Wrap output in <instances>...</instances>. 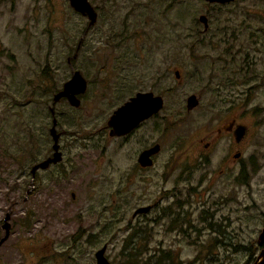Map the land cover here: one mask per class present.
Wrapping results in <instances>:
<instances>
[{"label":"rangeland","instance_id":"rangeland-1","mask_svg":"<svg viewBox=\"0 0 264 264\" xmlns=\"http://www.w3.org/2000/svg\"><path fill=\"white\" fill-rule=\"evenodd\" d=\"M107 1L84 32L67 4L35 0L30 70L23 44L22 67L0 71V264H95L103 244L110 264H250L264 226V0ZM71 69L85 89L77 106H54L60 162L32 177ZM146 91L162 98L154 118L109 136L112 111ZM231 119L247 129L238 142ZM154 141L142 168L137 152Z\"/></svg>","mask_w":264,"mask_h":264},{"label":"water","instance_id":"water-1","mask_svg":"<svg viewBox=\"0 0 264 264\" xmlns=\"http://www.w3.org/2000/svg\"><path fill=\"white\" fill-rule=\"evenodd\" d=\"M208 3L224 4L232 2L233 0H205ZM70 5L72 8L86 16L87 26H90L95 21V13L92 7L88 4L87 0H70ZM198 21L202 23L203 30L207 28V17L204 14L198 16ZM175 77H178V71L174 72ZM85 89L84 79L81 77L78 71H74L69 80H67L60 92H58L53 101L60 97H66L71 106H77L79 100L75 97L76 94L82 93ZM162 98L159 95H153L151 92H136L133 96L128 98L123 104L116 107L112 113L109 115L106 126L109 127V135H122L129 133L133 128H135L139 122L148 118L152 114L158 112L162 107ZM197 104V98L195 95L191 94L187 96L185 100L186 111L192 109ZM52 112V108L50 109ZM55 119H52V125L49 128V134L52 138V156L47 157L38 161L30 167V173L33 174L34 170L37 168H44L49 162H55L60 159V152L58 150L57 136L55 132ZM245 127L243 125H236L233 134L235 140H238L244 134ZM158 145L141 150L137 155V161L140 165H150L151 159L149 157L150 153L157 151ZM238 153H234V156ZM150 208L149 205L136 207L132 216L145 212ZM7 216L4 217L6 219ZM3 226L7 228V223L4 222ZM264 241V226L261 228L258 236L257 242L261 244ZM105 245L103 244L94 252L95 264H110L104 255ZM251 264H264V247H261Z\"/></svg>","mask_w":264,"mask_h":264},{"label":"flooded vegetation","instance_id":"flooded-vegetation-1","mask_svg":"<svg viewBox=\"0 0 264 264\" xmlns=\"http://www.w3.org/2000/svg\"><path fill=\"white\" fill-rule=\"evenodd\" d=\"M69 1L70 0H57V4H61V6L64 7V8H65V6L67 4L74 13H76L77 15H80V16H82L84 18H86V16H84L83 14L75 11L72 8V6L70 5V2ZM93 1L95 3L92 4L91 3V0H87L88 4L92 7V9H93V11L95 13V21L92 24L94 26L96 24V21L98 19V15H99L98 6H107V5H109V2L110 3H112V2L111 1H107V0H101L100 4L97 5L96 4V0H93ZM38 2L35 3V0H0V71H8L9 73L15 74V72H17V70H19V68L22 67V66L19 65L20 62L18 60V57H21L22 56V53H20V52H22V45L23 44H24V51H25L27 60L31 56L30 57V60H29V68H28V70H30L31 63H32V41H33V35H34V33H33L34 9H35V5ZM47 3H48V0H43V2H41L40 4L44 7V6H47ZM92 25H90V26H92ZM207 25H208V23H207ZM88 27L89 26H87L85 28L84 32L87 30ZM61 33L63 34V36H65L64 26H61ZM81 39H82V35L78 38V41L76 42V45L74 47V51H73L72 55L66 58V62L68 63L69 67H71L70 66V60H71V58L74 59L76 57V55H77L76 52L79 49ZM15 41H18V42L21 43L19 47L15 43H12V42H15ZM74 71H77V70H74V69H71L70 70V76H69V78L67 80L70 79V77H71V75H72V73ZM175 71H178V70L175 69L174 72ZM174 72H173V75H174ZM178 76H179V73H178ZM174 77H175V75H174ZM175 78H178V77H175ZM66 81H63L62 82V84L60 85V87L52 93L51 98H50V107H48V110H49V113L51 115V125H52V119H55L54 128H55V126L57 124V121H56V118H55V115H54L55 114L54 106H55V104L57 102H59L61 100H66L67 102H68V100H67L66 97H63V96L60 97V98H58L55 101H53V98H54V96L58 92H60L62 90V87H63V85H64V83ZM79 95H80V93L76 94L75 97L77 98ZM51 108H52V112L50 110ZM155 114H152L148 118L142 120L141 122L138 123L137 126H139L140 124H143L144 122H146V121L154 118V115ZM238 124L243 125L245 127V130H244V134L238 140H235L233 131H234L236 125H238ZM105 126H106V123H105ZM135 128H133V129H135ZM223 130L225 131V133H231L232 134V137H233V140L235 142H238V141H240V140L243 139V137L246 134V130L247 129H246V126L244 124L238 123L235 119H231L227 123V125H225L223 127ZM48 132H49V129H48ZM55 132L58 134V136H57V143H58V150L60 152L61 151V148H60L61 145H60L59 141H60V137L62 135V131H58L57 132L56 129H55ZM108 132H109V127H107V134H108ZM219 132H220V130L218 129L217 130V134ZM109 136H121V135H109ZM51 140H52V138H51ZM52 142H51V145H52ZM154 144H157L158 145V149H157V151L149 154V157L151 159V164H152L153 163V159L155 157V154L159 151V143L158 142L154 141V142H151L149 144L144 145L137 152V155H138V153L141 150L147 149V148L153 146ZM203 146L206 147L207 146V142H205L203 144ZM51 149H52V147H51ZM52 151H53V149L43 159H45L47 157H51L52 156ZM235 153H238L239 154V151H236ZM137 155H136V162H137V164L140 167L144 168V167H147V166H150L151 165V164L150 165H145V166L144 165H140L139 162L137 161ZM61 156H62V152H60V159H61ZM233 156H234V153H233ZM236 156H234V157H236ZM59 160H57L55 162H49L44 168H37V169H45V168H48L50 165H54V164H57L58 162H60ZM37 169L34 170L33 174L31 175L32 177L35 175V172L37 171ZM145 205H149L150 208H151V204H144V205H140V206H145ZM147 211H145V212H147ZM145 212H142V213H145ZM263 242L261 244H259L257 242V244L260 245L261 247H264ZM257 253H256V255H257ZM256 255H255V257H256ZM255 257L252 259L251 263L253 262V260L255 259Z\"/></svg>","mask_w":264,"mask_h":264},{"label":"trees","instance_id":"trees-1","mask_svg":"<svg viewBox=\"0 0 264 264\" xmlns=\"http://www.w3.org/2000/svg\"><path fill=\"white\" fill-rule=\"evenodd\" d=\"M162 258L161 259H154L153 261H151V263L150 264H163L162 262Z\"/></svg>","mask_w":264,"mask_h":264}]
</instances>
